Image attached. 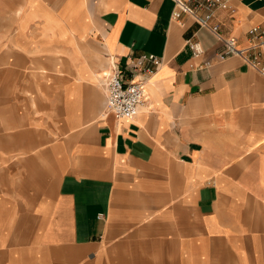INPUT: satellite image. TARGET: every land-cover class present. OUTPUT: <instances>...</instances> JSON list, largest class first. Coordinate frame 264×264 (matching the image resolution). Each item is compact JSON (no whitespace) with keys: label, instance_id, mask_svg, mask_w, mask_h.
Returning a JSON list of instances; mask_svg holds the SVG:
<instances>
[{"label":"crops","instance_id":"obj_1","mask_svg":"<svg viewBox=\"0 0 264 264\" xmlns=\"http://www.w3.org/2000/svg\"><path fill=\"white\" fill-rule=\"evenodd\" d=\"M65 5L52 31L15 12L32 68L0 92V264H264V78L220 60L223 43L189 15L173 20V0ZM211 23L247 49L264 0H230ZM58 36L73 56L36 57ZM141 55L161 65L138 114L116 118L94 78Z\"/></svg>","mask_w":264,"mask_h":264},{"label":"built area","instance_id":"obj_2","mask_svg":"<svg viewBox=\"0 0 264 264\" xmlns=\"http://www.w3.org/2000/svg\"><path fill=\"white\" fill-rule=\"evenodd\" d=\"M173 1V20L178 21L182 14H187L199 27L208 30L223 43V50L217 55L220 60L232 56L240 57L248 67L264 78V27H253L249 32L250 46L247 49H238L235 39H224L218 26L211 23L216 10L229 9L230 0H193L191 3L183 0ZM188 47L193 57H200L203 53L200 43L196 41H188ZM160 65L161 59L158 57L141 55L127 58L123 69L113 66L104 82L107 94L106 112L121 119L135 117L146 101L145 78L151 76ZM127 74L130 75L129 81L122 78Z\"/></svg>","mask_w":264,"mask_h":264},{"label":"rangeland","instance_id":"obj_3","mask_svg":"<svg viewBox=\"0 0 264 264\" xmlns=\"http://www.w3.org/2000/svg\"><path fill=\"white\" fill-rule=\"evenodd\" d=\"M47 3V0H27V1H17V0H0V92L4 94V90L2 87H4V76H9V90L11 92H16L19 90L18 87V79L15 77L16 75H22L31 73V68L29 66H23L24 63V57L17 54L16 52H20L17 45L18 35L16 31V27L18 24V20L16 17L15 12L19 16H23V26L25 28L28 27V23L31 21H37L38 19L41 20L44 24L43 26L46 27L49 31L54 30V28L58 27V25H61L63 28L64 26V10L65 9V0L57 2L62 6V12L63 16L60 18L56 17L55 12L53 13L49 6L48 7V15L47 17H44V14L41 11H35L34 4L35 3ZM53 2H50L52 4ZM34 10V11H33ZM69 14V13H68ZM74 20H76L78 25V30L82 23L80 24V20L82 17L80 15H73L70 14V17ZM39 23H36L35 26H38ZM28 36V34H27ZM29 36L34 37V41H39L40 34L33 33ZM66 38V37H65ZM64 37H57V43L54 42L53 45L48 49H43L42 52H39L36 57L43 56L48 54V52L51 53L52 56H66L70 57L73 56L72 49L70 48V45L67 44L66 39ZM17 39V40H16ZM21 39V38H20ZM55 40V39H54ZM66 44V45H65ZM78 51V50H77ZM42 53V55H41ZM23 58V61L20 62V59ZM6 59V60H5ZM111 70V69H110ZM98 77V78H97ZM97 77L94 78V81L97 83L98 80H102V72L100 74H97ZM12 80V81H11ZM22 81V79H21ZM105 82V81H104ZM104 82L102 84H104ZM97 85H101L98 84ZM1 137V132H0ZM4 140L0 138V155L4 153ZM0 164H1V158H0ZM171 264V262L169 263Z\"/></svg>","mask_w":264,"mask_h":264},{"label":"bare ground","instance_id":"obj_4","mask_svg":"<svg viewBox=\"0 0 264 264\" xmlns=\"http://www.w3.org/2000/svg\"><path fill=\"white\" fill-rule=\"evenodd\" d=\"M109 75V72H105V73H103V78H104V81H106V78H107V76Z\"/></svg>","mask_w":264,"mask_h":264}]
</instances>
